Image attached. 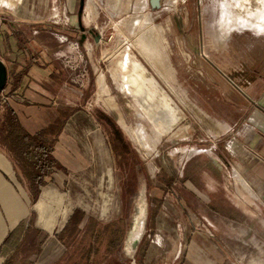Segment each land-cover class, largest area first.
I'll return each mask as SVG.
<instances>
[{
  "label": "rangeland",
  "instance_id": "374dc122",
  "mask_svg": "<svg viewBox=\"0 0 264 264\" xmlns=\"http://www.w3.org/2000/svg\"><path fill=\"white\" fill-rule=\"evenodd\" d=\"M89 1L96 2L99 27L72 36L76 54L59 55L47 47L51 36L40 34L31 46L39 56L47 47L36 61L64 80L59 116L76 114L63 141L92 163L66 177L41 223L34 207V228L22 225L13 234L4 264H264V206L254 154L241 138L245 117L208 77L224 73L221 62H264V0H181L161 11H140L142 0H130L129 9V0ZM128 54L140 71L127 64ZM124 78L134 83L132 93ZM105 116L116 122L123 144ZM63 151L59 161L73 169L76 162ZM239 173L259 195L253 205L245 202L259 217L237 205L246 185ZM76 210L86 216L62 244L57 234ZM142 211L143 233L132 253ZM45 220L55 228L46 229Z\"/></svg>",
  "mask_w": 264,
  "mask_h": 264
},
{
  "label": "crops",
  "instance_id": "0c3cea01",
  "mask_svg": "<svg viewBox=\"0 0 264 264\" xmlns=\"http://www.w3.org/2000/svg\"><path fill=\"white\" fill-rule=\"evenodd\" d=\"M88 2L83 15L82 28L79 24L81 0H0V59L7 65L9 73L8 84L3 93L6 103L0 108V113L3 115L0 119V264H4L7 258L6 241L9 236L16 233L22 225H25L26 229L34 228L30 218L35 209L39 218L37 222L41 223L40 220L44 219L46 206L54 196L58 197V193L60 194L65 189L64 184H66L67 178L72 177V174L75 176L78 174V177L81 169L92 163L91 158H88L87 155L82 156L77 151V147L71 140L66 143L63 141L66 131L70 128L69 122H72V119L74 120L76 117L74 113L65 125L54 155L59 161L58 153L60 148H63L66 150L63 152L65 154L68 152L76 165L73 163L74 168L70 169L59 161L66 169V173L57 174L54 183L42 187L38 201L33 203L25 171L2 137L5 115L9 108L16 112L23 127L31 134L42 131L59 117L60 110L57 102L65 95V86L63 88L60 86L64 85V80L59 78L60 71L55 70L49 73L43 64L36 61L35 57L38 54L42 61L46 55L47 47H51V50L57 51L59 55L67 52L72 56L77 53L76 43L79 41L74 40L72 36L76 35V32L82 33L84 29L99 27L98 16L92 9L96 2L92 3V1L91 5L89 0ZM116 2L118 1L116 0ZM162 2L163 0L157 1L155 8L151 2V6L153 9L161 11ZM144 4V2L138 1L137 7L140 11ZM124 7L126 9L131 7L130 0ZM113 8L120 7L115 4ZM143 17H147L144 12ZM155 29L153 30L155 31ZM39 34L42 39L51 36L49 40H53V44L50 46H40L42 49L40 56L39 53L35 55V50L31 46L33 36ZM80 43H82L81 40ZM132 60V56L130 57L128 54L127 64L140 71L139 63ZM123 63L120 64L121 67ZM221 63L223 66L220 67L224 73L220 74L218 71V75H212L214 78L208 77L211 82L216 83L217 81L218 85L221 84L224 96L226 92L228 93L229 99L233 102L234 113L245 117L240 126V130L243 131L241 138L250 149L249 153L254 154V157L251 158V163L254 162L253 175L259 181L257 189L264 206V62H249V65L243 62ZM210 66H212L211 63ZM232 71L234 75L231 79L229 75L231 76ZM11 72L14 74L12 79ZM123 81H125L124 88L132 93L134 83H130V80L125 78ZM55 84H57V88ZM101 85L104 86L103 80H101ZM100 89L103 94H108V88ZM218 126L224 131L229 130L227 126L220 123ZM95 149L99 156L105 154L98 141L95 144ZM68 159L70 158L68 157ZM236 171L238 172V170ZM239 175L246 183L242 189L248 195L239 190L243 200L236 197L237 205L251 216L259 217L257 213L248 210L245 203L253 205V200H258L259 195L240 173ZM34 207L36 208L34 209ZM260 221L264 227V219H260ZM44 222L46 229L55 228V225L49 223L48 220ZM38 225L35 228L50 237L49 232H46L43 226L39 228ZM66 225L61 229L63 230Z\"/></svg>",
  "mask_w": 264,
  "mask_h": 264
},
{
  "label": "trees",
  "instance_id": "16d2710c",
  "mask_svg": "<svg viewBox=\"0 0 264 264\" xmlns=\"http://www.w3.org/2000/svg\"><path fill=\"white\" fill-rule=\"evenodd\" d=\"M74 113L66 117L63 112L54 123L31 134L23 127L16 112L10 108L7 110L2 137L25 171L33 203L38 201L42 187L54 183L57 174L66 173L54 153L65 125ZM85 216L83 211L76 210L66 227L57 235L58 241L66 245V239H71L76 234ZM12 237L13 234L7 239V244ZM45 237L48 238L49 235L45 234Z\"/></svg>",
  "mask_w": 264,
  "mask_h": 264
},
{
  "label": "water",
  "instance_id": "95a60500",
  "mask_svg": "<svg viewBox=\"0 0 264 264\" xmlns=\"http://www.w3.org/2000/svg\"><path fill=\"white\" fill-rule=\"evenodd\" d=\"M159 1V0H153L152 4L155 8V3ZM87 0H81L80 3V11H79V24L80 26L83 28V15L86 11L87 8V4H86ZM84 39V38H83ZM8 80H9V73H8V67L7 65L0 59V96L1 94L4 92V90L6 89V86L8 84ZM143 223V222H141ZM143 228H144V223H143ZM136 231V230H135ZM141 237L142 234L139 235L133 242V247H134V252L137 250L138 244L141 241Z\"/></svg>",
  "mask_w": 264,
  "mask_h": 264
},
{
  "label": "built area",
  "instance_id": "2783aa9c",
  "mask_svg": "<svg viewBox=\"0 0 264 264\" xmlns=\"http://www.w3.org/2000/svg\"><path fill=\"white\" fill-rule=\"evenodd\" d=\"M147 8L146 9H150L151 7V2H153V0H142ZM176 1V5L181 1V0H163L162 2V9L163 10H168V7H171L172 5H175L174 2ZM185 1V0H183ZM0 100H1V103L2 105L6 103V98L3 96V93L1 94L0 96Z\"/></svg>",
  "mask_w": 264,
  "mask_h": 264
},
{
  "label": "flooded vegetation",
  "instance_id": "af4514ba",
  "mask_svg": "<svg viewBox=\"0 0 264 264\" xmlns=\"http://www.w3.org/2000/svg\"><path fill=\"white\" fill-rule=\"evenodd\" d=\"M104 121H106V123L108 124V126L111 128V131L113 132V137L115 139V141L119 144H123L124 140L120 134V132L118 131L116 125H115V121L111 118V117H104Z\"/></svg>",
  "mask_w": 264,
  "mask_h": 264
},
{
  "label": "bare ground",
  "instance_id": "6f19581e",
  "mask_svg": "<svg viewBox=\"0 0 264 264\" xmlns=\"http://www.w3.org/2000/svg\"><path fill=\"white\" fill-rule=\"evenodd\" d=\"M176 3V1L174 2V4ZM145 6L144 7H146L147 8V6H146V4H144ZM143 7V9H145ZM146 10V9H145ZM144 10V11H145ZM144 216H145V213H144V211H142V215L140 216L141 218H140V222H139V224H138V227L136 228V231H135V233H133V235H132V237H131V241H130V245H132V253L134 252V247H133V242H134V240L139 236V235H141L142 233H143V223H141V222H143V218H144Z\"/></svg>",
  "mask_w": 264,
  "mask_h": 264
}]
</instances>
